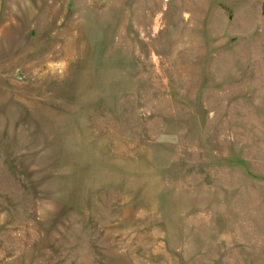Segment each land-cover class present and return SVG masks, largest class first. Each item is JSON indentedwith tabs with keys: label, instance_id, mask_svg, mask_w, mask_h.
<instances>
[{
	"label": "rangeland",
	"instance_id": "obj_1",
	"mask_svg": "<svg viewBox=\"0 0 264 264\" xmlns=\"http://www.w3.org/2000/svg\"><path fill=\"white\" fill-rule=\"evenodd\" d=\"M0 264H264V0H0Z\"/></svg>",
	"mask_w": 264,
	"mask_h": 264
}]
</instances>
